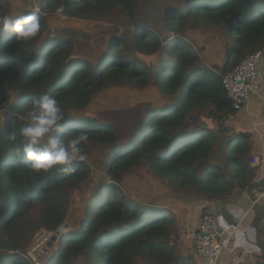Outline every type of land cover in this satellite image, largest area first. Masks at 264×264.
Segmentation results:
<instances>
[{"label": "trees", "instance_id": "obj_1", "mask_svg": "<svg viewBox=\"0 0 264 264\" xmlns=\"http://www.w3.org/2000/svg\"><path fill=\"white\" fill-rule=\"evenodd\" d=\"M144 1L42 0L47 13L30 12L41 22L35 38L18 41L0 27V111L5 118L0 122V264H34L20 251L39 229L62 228L76 191L87 197L82 222L62 232L49 258L38 253L42 263L48 260L43 264H198L181 249L182 225L175 213L154 200H135L116 181L145 168L171 196L227 203L257 176L248 137L227 125L237 110L223 77L247 55L264 50V0H189L169 7L163 25L173 34L140 26L132 43L123 35L110 40L96 62L76 57L69 38H42L48 15L59 7L67 17L119 16L134 22ZM9 11L8 0H0V16ZM194 27L236 35L221 63H207L195 49L187 36ZM156 53L161 57L155 66L138 56ZM121 85L153 87L169 102L160 107L141 102L114 112L109 122L79 115L98 92ZM45 94L58 101L64 116L59 134L65 141L77 132L89 135L82 145L86 159L74 162L69 173L56 168L36 173L17 155L31 101ZM205 112L219 130L191 125V115ZM89 147L97 149L92 161ZM101 158L110 179L93 175L92 165ZM206 212L201 207L199 217Z\"/></svg>", "mask_w": 264, "mask_h": 264}, {"label": "rangeland", "instance_id": "obj_2", "mask_svg": "<svg viewBox=\"0 0 264 264\" xmlns=\"http://www.w3.org/2000/svg\"><path fill=\"white\" fill-rule=\"evenodd\" d=\"M187 1L189 0H145L134 22H130L127 18L119 16H113L112 19L91 20L67 17L57 13L50 14L48 15V28L42 38L55 35L69 38L74 41V52L76 57H83L92 62H96L106 50L110 40L118 35H123L132 43L131 40L134 30L140 26H151L157 30H164V35L173 34V32L168 33V31L164 29V12L169 7H179L184 5ZM8 2L10 11L7 13V16L27 15L32 11L47 13V9L42 6V0H8ZM187 36L195 42V49H197L202 54L203 59L210 64L221 63L225 58L226 44L230 42L231 39L233 43L236 42L237 38L235 34L231 36L229 33L225 34V32L219 29L212 30L201 27L188 29ZM138 56L154 66L159 62L161 57L159 53L153 55L138 54ZM141 102L160 107L168 104L169 100L153 87L140 89L127 85L114 86L98 92L92 98L90 105L79 113V115L96 118L102 122H109L114 112L125 108L136 107ZM191 121V125H205L219 128L217 121L214 120L208 112L191 115ZM0 122H5L4 113L2 111H0ZM89 152H91V154L88 155V158L92 161V156L97 153V149L89 147ZM103 158L92 165L94 169L93 175L97 180L106 176L109 177ZM116 182H119L121 187H123L135 200L142 203H150L154 200L157 201L156 203L160 206L174 212V215L180 221V225H182L183 235L189 230H196L195 224L199 222L200 217L199 211L195 206V198H188L182 195L183 199H180L176 196H171L168 187L161 179L148 173L145 168L135 169ZM72 197L74 199L72 210L67 220L75 209H77V211L81 210L82 214L87 201V197L78 191L74 192ZM229 213L232 217L234 216L232 209L229 210ZM214 217L217 223H219L218 217L224 218L221 215H214ZM81 222L82 220L71 227H76L80 225ZM42 229H39L37 232ZM37 232L20 252H26V249L34 240ZM190 239H192V237H190ZM46 261L48 260H44L43 263Z\"/></svg>", "mask_w": 264, "mask_h": 264}, {"label": "crops", "instance_id": "obj_3", "mask_svg": "<svg viewBox=\"0 0 264 264\" xmlns=\"http://www.w3.org/2000/svg\"><path fill=\"white\" fill-rule=\"evenodd\" d=\"M262 54L259 76L250 90L248 99L235 117H231L227 122L228 126L242 131L248 137L251 147L249 159L253 155H259L264 159V50ZM215 130L219 128L216 127ZM255 169L257 176L253 183L236 200L227 203L202 200L195 202L198 211L203 207L213 215L223 216L224 218L218 217L222 227L237 223L240 225L233 236L230 249L222 256L220 264H264L262 248L264 204L258 202L254 210L247 214L254 201L264 193V165ZM230 209L234 212L233 217L229 213ZM179 244L184 254L193 257L198 264H203L196 253L193 238L183 235L179 239Z\"/></svg>", "mask_w": 264, "mask_h": 264}, {"label": "clouds", "instance_id": "obj_4", "mask_svg": "<svg viewBox=\"0 0 264 264\" xmlns=\"http://www.w3.org/2000/svg\"><path fill=\"white\" fill-rule=\"evenodd\" d=\"M56 12L62 14L63 7L57 8ZM0 27L14 33L18 41H28L38 35L41 22L35 13L19 16L5 15L0 16ZM63 119L64 116L54 95L45 94L31 101V106L26 112L27 123L19 130L22 141L16 151L17 155L22 154L30 162L29 167L32 171L47 173L56 168L59 173H69L74 170L72 167L74 162L86 159L82 145L88 141V133L77 132L70 140L65 141L59 134L62 131ZM57 245L58 241L51 248H48L46 244L47 249H44L46 252L39 253L47 256L49 250L57 249ZM50 256L51 254L47 257ZM38 264H42L39 257Z\"/></svg>", "mask_w": 264, "mask_h": 264}, {"label": "built area", "instance_id": "obj_5", "mask_svg": "<svg viewBox=\"0 0 264 264\" xmlns=\"http://www.w3.org/2000/svg\"><path fill=\"white\" fill-rule=\"evenodd\" d=\"M262 51L247 55L234 69L230 70L223 77V84L235 110L243 108L249 97L250 90L255 85L259 76V62ZM252 168L262 167L264 159L259 155L250 157ZM264 204V193L253 203L249 214L254 210L258 202ZM239 223L222 227L217 223L214 215L209 211L204 213L194 231H187L184 236L194 238L196 253L203 264H220L222 256L230 249L233 236L239 228ZM53 231L42 229L37 232L34 240L26 249L28 258L38 264L37 253L45 251L44 247L51 239Z\"/></svg>", "mask_w": 264, "mask_h": 264}, {"label": "water", "instance_id": "obj_6", "mask_svg": "<svg viewBox=\"0 0 264 264\" xmlns=\"http://www.w3.org/2000/svg\"><path fill=\"white\" fill-rule=\"evenodd\" d=\"M81 220H82L81 210L80 211H77V209L73 210V212L71 213L69 219L63 225V227L60 228V229H57L53 233L51 239L47 242V247L51 248L55 244V242H57L59 240V237H60V235L62 234L63 231L68 230L71 226H75Z\"/></svg>", "mask_w": 264, "mask_h": 264}]
</instances>
